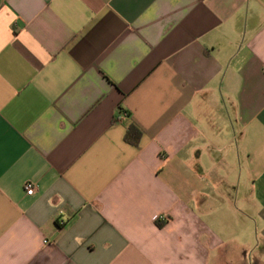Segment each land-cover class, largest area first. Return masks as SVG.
I'll list each match as a JSON object with an SVG mask.
<instances>
[{"label": "crops", "instance_id": "obj_1", "mask_svg": "<svg viewBox=\"0 0 264 264\" xmlns=\"http://www.w3.org/2000/svg\"><path fill=\"white\" fill-rule=\"evenodd\" d=\"M0 264H264V0H0Z\"/></svg>", "mask_w": 264, "mask_h": 264}, {"label": "trees", "instance_id": "obj_2", "mask_svg": "<svg viewBox=\"0 0 264 264\" xmlns=\"http://www.w3.org/2000/svg\"><path fill=\"white\" fill-rule=\"evenodd\" d=\"M139 132L137 131V129L134 127V126H130L129 128H128V130H127V140L128 141H130V138L131 137H137V136H139ZM159 226H161L160 224H159Z\"/></svg>", "mask_w": 264, "mask_h": 264}, {"label": "built area", "instance_id": "obj_3", "mask_svg": "<svg viewBox=\"0 0 264 264\" xmlns=\"http://www.w3.org/2000/svg\"><path fill=\"white\" fill-rule=\"evenodd\" d=\"M25 189L28 195H33L34 186L32 184H26ZM159 220H163V218L160 217Z\"/></svg>", "mask_w": 264, "mask_h": 264}]
</instances>
